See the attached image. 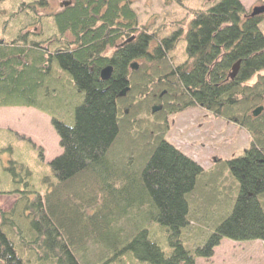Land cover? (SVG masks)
Returning <instances> with one entry per match:
<instances>
[{"label": "trees", "instance_id": "16d2710c", "mask_svg": "<svg viewBox=\"0 0 264 264\" xmlns=\"http://www.w3.org/2000/svg\"><path fill=\"white\" fill-rule=\"evenodd\" d=\"M50 1L0 0L16 25L0 40V108L50 116L63 149L50 163L55 180L36 192L26 183L0 209V264H197L223 239L264 242V109L253 116L264 108L262 17L218 0L194 11L185 33L160 36L165 24L140 27L132 0H71L58 11ZM197 106L248 132L242 155L207 171L167 140L169 116Z\"/></svg>", "mask_w": 264, "mask_h": 264}, {"label": "rangeland", "instance_id": "374dc122", "mask_svg": "<svg viewBox=\"0 0 264 264\" xmlns=\"http://www.w3.org/2000/svg\"><path fill=\"white\" fill-rule=\"evenodd\" d=\"M132 1L138 13L140 27L146 26L148 31H155L161 28V24H165L160 33V36H165L181 26L185 33L194 11L207 9L218 0H182L181 3L172 0ZM50 2V10L58 11L64 3L71 0ZM240 2L247 15H251L255 8L264 6V0H240ZM7 8L9 6H2L0 10ZM12 10L11 6L6 10L7 14L0 13V40L8 41L15 35L16 25L8 17V13ZM261 17L260 28L264 32V14ZM176 22L178 23L174 25ZM185 48V37L182 35L181 40L173 48L171 55L173 63L178 65L186 60ZM167 128V140L207 171L214 167L217 160L239 157L250 145L247 131L199 106L169 116ZM62 152L60 138L50 116L33 108H0V191L14 192L11 196L0 199V209H8L14 204L20 197L19 191L27 190L26 183L30 186L28 192L33 190L36 192L41 191L42 181L47 176L55 180L50 163ZM93 195L96 196V193ZM99 201L103 202L101 198ZM100 202L98 205L104 208ZM110 206L106 211L112 209L120 213L119 208L117 209L118 205L110 204ZM95 211L96 209L92 207L88 210V215H93ZM103 220L106 221V218ZM146 221L143 216L138 219L133 218L130 227L133 226L132 229L136 233L140 227L146 226ZM93 224L88 223L87 229L94 230ZM130 227L126 235H130ZM154 228L157 230L156 236L163 239L164 235L159 231L158 226ZM110 236L113 238L112 235ZM161 246L164 251L168 250L165 242ZM196 262L197 264H264V242H236L223 239L211 259H198Z\"/></svg>", "mask_w": 264, "mask_h": 264}, {"label": "water", "instance_id": "95a60500", "mask_svg": "<svg viewBox=\"0 0 264 264\" xmlns=\"http://www.w3.org/2000/svg\"><path fill=\"white\" fill-rule=\"evenodd\" d=\"M68 3H65L64 5H68ZM264 14V6L263 7H258V8H255L253 10V12L251 13V17H257V16H260V15H263ZM239 64L240 62H238L234 67H233V75H236L237 71H238V68H239ZM131 68L134 69V70H137L138 69V63H133L131 65ZM112 74V67L109 66V67H106L105 69L102 70L101 72V77L103 80H107L110 78ZM263 111V107H259L257 108L256 110H254L253 112V116L257 117L259 116V114Z\"/></svg>", "mask_w": 264, "mask_h": 264}, {"label": "flooded vegetation", "instance_id": "af4514ba", "mask_svg": "<svg viewBox=\"0 0 264 264\" xmlns=\"http://www.w3.org/2000/svg\"><path fill=\"white\" fill-rule=\"evenodd\" d=\"M131 38L135 39V35H133ZM131 38L130 39L124 38V40L120 41V43H118L117 46L120 47L121 45L126 44V42H130L131 41Z\"/></svg>", "mask_w": 264, "mask_h": 264}]
</instances>
